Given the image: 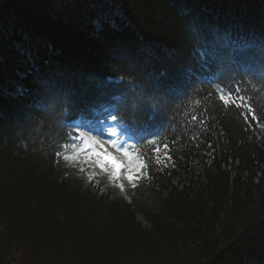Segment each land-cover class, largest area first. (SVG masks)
Instances as JSON below:
<instances>
[{
  "label": "trees",
  "instance_id": "16d2710c",
  "mask_svg": "<svg viewBox=\"0 0 264 264\" xmlns=\"http://www.w3.org/2000/svg\"><path fill=\"white\" fill-rule=\"evenodd\" d=\"M111 120L129 196L64 176ZM0 264H264V0H0Z\"/></svg>",
  "mask_w": 264,
  "mask_h": 264
},
{
  "label": "rangeland",
  "instance_id": "374dc122",
  "mask_svg": "<svg viewBox=\"0 0 264 264\" xmlns=\"http://www.w3.org/2000/svg\"><path fill=\"white\" fill-rule=\"evenodd\" d=\"M78 140L71 144L69 151L63 155L64 160V176L72 177L82 181L84 186H91L93 189L99 187L102 191H111L116 196H129L131 188L140 178L145 175L144 163L142 158L131 149L133 139L130 133L126 132L123 126H119L115 122L100 123L98 125L88 124L85 127H80ZM95 137L99 139L112 152L116 158L122 161L125 169L122 170L119 176H114L109 166L107 169H102L96 158L88 161L83 153H79V149L83 147V138ZM109 141H115L117 147L109 144ZM123 149H128L132 153L133 160L129 162V158L124 156ZM79 153V154H78ZM68 157H76L69 159ZM139 166V171L134 172L136 179L130 181L128 179V167L136 168Z\"/></svg>",
  "mask_w": 264,
  "mask_h": 264
},
{
  "label": "snow or ice",
  "instance_id": "6c2138e0",
  "mask_svg": "<svg viewBox=\"0 0 264 264\" xmlns=\"http://www.w3.org/2000/svg\"><path fill=\"white\" fill-rule=\"evenodd\" d=\"M82 143L83 147L79 149V153H83L88 161L96 158V160L99 162V166L102 169H107L110 166L114 176H119L122 170L125 169L124 163L118 160L112 152L108 151L106 146L99 139L95 137H92L91 139L83 138ZM108 143L113 147H117L115 141H109ZM120 150L121 149L117 147V151ZM123 154L124 156L129 158V162L131 163V161L133 160L132 153L129 152L128 149H123ZM68 158L75 159L76 157ZM127 171L128 179L132 181L136 179L134 172L139 171V166H137L135 169L132 167H128Z\"/></svg>",
  "mask_w": 264,
  "mask_h": 264
}]
</instances>
